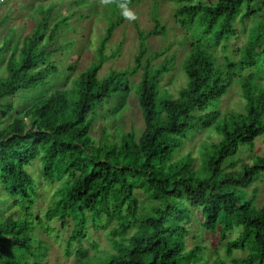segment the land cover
Listing matches in <instances>:
<instances>
[{"label":"trees","instance_id":"16d2710c","mask_svg":"<svg viewBox=\"0 0 264 264\" xmlns=\"http://www.w3.org/2000/svg\"><path fill=\"white\" fill-rule=\"evenodd\" d=\"M79 1L81 8L108 20L93 62L70 87L43 93L20 111L10 97L44 87L59 75L55 50L48 47L63 39L56 52L72 48L73 40L66 36L76 32L68 26L76 13H59L51 21L50 13L60 12L57 3L66 0L47 10L37 4L23 18L25 26L32 24L28 34L8 28L0 37V188L17 208L0 214V264H48V245L34 233L67 227L64 254H73L75 264H198L203 247L186 250L182 226L193 209L200 210L203 229L224 242L229 264H264V204L256 205L254 188L264 182V156L252 155L255 140L264 135V0H172V17L189 36L180 66L185 82L175 93L162 86L173 69V54L154 64L172 43L145 57L147 39L166 36L155 6L152 29L134 25L139 46L133 64L98 78L108 60L105 46L124 18L116 3ZM139 1L131 0L130 7ZM247 16L257 17L248 28ZM6 20L4 16L0 25ZM236 20L246 36L239 47L233 45L240 36ZM217 48L224 56H217ZM133 77H138L134 83ZM233 87L241 108L220 113L221 101ZM131 88L143 120L141 134L129 131L118 143H106L103 129L95 143L90 132L95 131L96 109L117 94L124 99ZM203 130L218 139L200 145L199 163L190 153L177 159L185 141ZM241 152L250 154L249 160L231 163ZM35 162L40 168L32 178L27 168ZM39 180L59 183L42 217L34 214ZM137 190L149 201L142 214ZM53 221L60 230L50 225ZM113 222V252L102 259L89 257L83 245L89 234ZM233 233L236 237L230 238ZM236 252L244 256L235 257ZM210 264L226 263L218 259Z\"/></svg>","mask_w":264,"mask_h":264},{"label":"rangeland","instance_id":"374dc122","mask_svg":"<svg viewBox=\"0 0 264 264\" xmlns=\"http://www.w3.org/2000/svg\"><path fill=\"white\" fill-rule=\"evenodd\" d=\"M1 1V0H0ZM60 0H2L0 2V20L4 16H7L6 23L0 25V37L5 35L8 28L15 29L17 32H21V35H26L29 33L32 24H25L23 18L28 14L29 10H32L37 4L45 5L44 9L47 10L51 5L56 4ZM94 0H87L88 3L94 4ZM79 0H66L64 4L57 3V7L60 12L53 10L50 13L52 16L50 20L55 19V15L59 13L68 12L76 13L71 15L68 26L75 28V33H68L66 39L73 40V46L67 52H56V50L63 43V39L54 40L48 50H55L52 59L57 63L60 68V73L58 76L48 80V85L44 87H39L35 90L23 91L10 97L9 100L12 105L16 108V111H20L25 107L31 106L33 102L41 98L45 94H49L53 89H61L63 86L70 87L72 80L79 73L86 70L89 65L93 62L92 59L95 57V52L99 46V41L104 35V31L108 26V20L105 16L100 13L92 15L91 10L88 8H81L79 6ZM20 5V6H19ZM174 2L172 0H140L135 3L131 8L137 15L135 21L125 20L118 28H116L108 43L105 46L104 54L108 57V60L103 64L100 71L98 72V78H102L110 70L125 69L133 64L134 56L138 52V37L134 25L142 31H148L152 29L153 23L151 21V14L153 13V7H156L158 17L160 22L165 26L166 36L164 38L150 37L146 41L147 54L145 57L152 56L155 52L166 48L167 41L172 43L170 52L163 55L162 57L154 60L155 63H159L164 57L173 54L174 63L173 69H171L164 77L162 86L169 89L171 92L175 93L176 90L182 86L185 82L184 76L181 71V64L184 61L185 56L188 53L189 36L185 31L178 27L175 20L172 17V10L174 8ZM19 6V7H17ZM96 7V11H100L101 7ZM82 13H86L88 16L84 18H79ZM104 14V13H103ZM256 16L246 17V28L251 24L256 22ZM235 27L239 32V39L233 41L235 47L241 46L245 40V34L242 32V27L239 21L234 22ZM65 29V27H64ZM64 33V30H63ZM166 40V42H164ZM119 48L116 57H111L112 53ZM232 46L226 54L230 55ZM217 56L222 57L220 48H217ZM7 56V55H6ZM144 63V60H143ZM65 69L70 71L65 72ZM138 77L132 78V83L136 82ZM131 93L124 99L121 98L120 94L115 95L113 99L104 103L102 106L96 109V115L93 121V128L95 131L91 130L90 137L95 143L101 140L102 130L104 129L107 136H105L104 141L109 142H119L122 135L128 133L129 131L135 132L139 136L143 129L142 116L135 105V98L133 95L134 89L131 88ZM242 105V100H240L237 93V87H233L229 90L226 96L223 97L221 101L220 113H225L229 110L240 109ZM15 114V113H12ZM92 116V115H91ZM8 122V121H7ZM217 137L215 133L209 130H203L199 133L193 134L189 140L185 141L182 149L176 154V158H180L184 155L190 153V155L196 159V164L199 163V150L202 143L216 142ZM252 155L264 156V135L255 140ZM250 154L241 152L237 154L234 158L228 160L231 163L241 159L242 161H248ZM230 164V163H228ZM40 165L35 162L32 167L27 168L29 174H37L39 172ZM31 174V177L33 175ZM59 183L54 185H47L43 181L39 180L36 183V201L34 205V214L38 217H42L43 212L52 199L54 192L56 191ZM257 189V199L256 205L261 207L264 204V182L256 184L254 187ZM253 189L251 187L249 192ZM135 195L138 200V214H142V207H146L149 203L146 195L143 191L137 190ZM0 214H9L16 211L12 205V200L6 198L2 189L0 188ZM203 218L199 209H193L190 211L188 219L182 223V226L186 230L184 237L185 249L190 250L196 246L203 247L201 252V262L198 264H210L215 260L222 259L225 260L226 264H229L228 259L224 256L223 243L217 234L211 235L207 233L202 227ZM50 225L58 227V224L53 221ZM115 226V222L110 223L106 229L92 231L87 240L84 242V247L89 251L88 256H99L102 259L104 254L112 253V243L109 237V231ZM70 227L66 230L56 232L42 231L37 229L34 233L35 237L40 238L45 241L48 245V264H75V256L72 254L66 257L64 254L65 239L67 238V233ZM58 230L60 228L58 227ZM236 237V233L230 235V238ZM92 241L97 243V248L92 247ZM74 249H72L73 251ZM235 257L244 256V254L236 252ZM98 257V258H99Z\"/></svg>","mask_w":264,"mask_h":264},{"label":"clouds","instance_id":"9594fccd","mask_svg":"<svg viewBox=\"0 0 264 264\" xmlns=\"http://www.w3.org/2000/svg\"><path fill=\"white\" fill-rule=\"evenodd\" d=\"M102 5H111L116 3V6L120 9L121 15L125 20L135 21L137 15L130 7L131 0H100Z\"/></svg>","mask_w":264,"mask_h":264}]
</instances>
